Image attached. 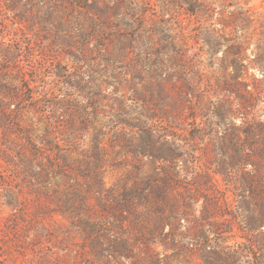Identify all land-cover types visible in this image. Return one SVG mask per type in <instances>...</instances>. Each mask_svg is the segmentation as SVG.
I'll return each instance as SVG.
<instances>
[{
    "label": "rangeland",
    "instance_id": "rangeland-1",
    "mask_svg": "<svg viewBox=\"0 0 264 264\" xmlns=\"http://www.w3.org/2000/svg\"><path fill=\"white\" fill-rule=\"evenodd\" d=\"M99 2L93 12L66 0H0V264H203L189 250L188 219L148 246L135 229L141 220L99 214L91 244L66 210L69 194L95 184L76 169L57 178L62 201L32 202L14 142L25 129L39 136L46 122L75 164L101 144L106 188L165 167L138 153L143 127L182 143L175 165L192 183L202 174L199 206L220 202L225 244L242 264H264V249L245 238L264 241V227L245 225L264 218V0Z\"/></svg>",
    "mask_w": 264,
    "mask_h": 264
},
{
    "label": "trees",
    "instance_id": "trees-1",
    "mask_svg": "<svg viewBox=\"0 0 264 264\" xmlns=\"http://www.w3.org/2000/svg\"><path fill=\"white\" fill-rule=\"evenodd\" d=\"M66 1L70 5H78L89 11H101L99 0ZM141 133L145 136V140L144 145L138 149V153L143 157V162L145 159L154 164L164 162L165 167L157 168L152 175L146 176L145 174L141 177L137 174L135 183L130 187L126 184H119L106 188L101 182L100 161L104 156L101 144L96 145L91 153L88 150L81 153V161L75 164L72 160L73 152L60 146V140L50 122L45 123L43 132L39 136L34 135L33 129L31 132L26 129L22 130L18 135L19 140L14 142L17 153L16 172L22 176L25 182L24 187L28 188L29 194L36 198L32 202L39 198H47L55 202L62 201L63 189L60 183L62 179L58 182L57 178L63 171L65 175L68 169H76L78 174L85 175L89 182L94 181V185L87 186L86 195L79 196L76 192L69 194L72 206L71 208L66 207V210L73 209L76 226L82 230L86 240L91 244L99 241L100 234L99 230H96L95 221L92 222L90 218L99 214L101 217L109 214L122 221L129 218L138 222L141 220L135 229L144 237L148 246L157 241L158 237H162L161 235L165 233L168 226L174 235V232L178 230L177 222L180 224L182 220L188 219L195 222L196 228L194 237L188 242L189 250L194 254L200 252L203 264H242L241 254L236 250L235 245L225 244L226 231L221 227L224 221L221 223L216 218L217 211L221 207L220 202L216 200L211 208H205L204 205L199 206L203 193L202 174L198 170L194 171L195 183H192L182 176L178 165H175L176 151L184 148V145L180 142H174L171 145L169 141L162 139L153 127L145 126ZM163 146H169L171 153L163 150ZM238 161L239 165L248 164L247 161L243 162L239 158ZM167 164H171L172 168ZM244 199L245 197L242 196V204L245 202ZM11 201H14L11 202V204L14 203L12 204L14 207L20 202L12 198ZM199 211L200 215H197ZM154 219L158 223L152 224ZM232 225L233 222L229 223L230 231ZM245 225L247 232L253 233L264 227V218L253 214L247 217ZM112 237H114L112 239L114 243L122 240L118 234ZM245 238L248 240L249 248L264 249V241L260 238L252 239L248 235ZM212 239L216 244L210 243ZM161 241L168 248L169 244L165 240ZM121 249L125 250L126 246ZM126 253L123 251L118 255L123 254L127 257Z\"/></svg>",
    "mask_w": 264,
    "mask_h": 264
}]
</instances>
